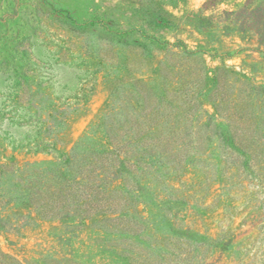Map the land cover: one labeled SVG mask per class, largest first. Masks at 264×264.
Returning <instances> with one entry per match:
<instances>
[{
    "label": "trees",
    "instance_id": "trees-1",
    "mask_svg": "<svg viewBox=\"0 0 264 264\" xmlns=\"http://www.w3.org/2000/svg\"><path fill=\"white\" fill-rule=\"evenodd\" d=\"M164 1L154 26L176 34L188 26L199 35L194 44L176 36L150 77L116 84L60 157L0 163V232L52 219L67 222L69 237L92 231V252H50L36 264H212L240 240L233 229H201L212 197L232 212L243 198L250 225L257 222L264 82L244 66L264 64V0L224 9L229 0H206L178 19ZM243 54L242 66L227 63ZM0 264L32 263L0 249Z\"/></svg>",
    "mask_w": 264,
    "mask_h": 264
},
{
    "label": "rangeland",
    "instance_id": "rangeland-1",
    "mask_svg": "<svg viewBox=\"0 0 264 264\" xmlns=\"http://www.w3.org/2000/svg\"><path fill=\"white\" fill-rule=\"evenodd\" d=\"M163 1L0 0V163L60 157L94 121L116 84L150 77L166 42L176 36L194 44L199 35L188 26L178 34L154 26L152 11ZM205 1L167 0L164 6L178 19L198 11ZM241 1L229 0L219 8H234ZM89 22L94 25L87 29L73 26ZM242 57L227 63L240 67ZM244 67L264 82V64ZM207 203L201 229L221 235L233 229L240 238L237 245L212 256V264H264V198L251 225L246 212L250 204L243 198L234 212L214 197ZM69 236L64 220H42L0 232V249L32 264L50 252H90L91 230Z\"/></svg>",
    "mask_w": 264,
    "mask_h": 264
}]
</instances>
